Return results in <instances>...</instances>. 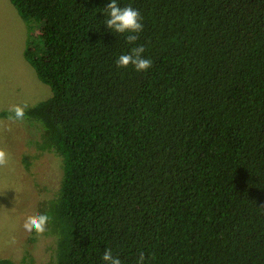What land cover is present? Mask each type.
I'll use <instances>...</instances> for the list:
<instances>
[{
  "label": "trees",
  "instance_id": "1",
  "mask_svg": "<svg viewBox=\"0 0 264 264\" xmlns=\"http://www.w3.org/2000/svg\"><path fill=\"white\" fill-rule=\"evenodd\" d=\"M10 1L53 90L24 117L63 160L42 212L57 264H264V0H117L135 44L105 27L110 0ZM137 45L150 69L118 68Z\"/></svg>",
  "mask_w": 264,
  "mask_h": 264
},
{
  "label": "rangeland",
  "instance_id": "2",
  "mask_svg": "<svg viewBox=\"0 0 264 264\" xmlns=\"http://www.w3.org/2000/svg\"><path fill=\"white\" fill-rule=\"evenodd\" d=\"M40 26L25 21L10 0H0V150L8 156L0 166V259L14 264H57L60 239L50 223L37 235L26 232L23 222L57 199L64 177L62 157L44 144L43 122L15 119L11 111L15 106L26 111L53 96L25 55L31 42L39 48Z\"/></svg>",
  "mask_w": 264,
  "mask_h": 264
},
{
  "label": "clouds",
  "instance_id": "3",
  "mask_svg": "<svg viewBox=\"0 0 264 264\" xmlns=\"http://www.w3.org/2000/svg\"><path fill=\"white\" fill-rule=\"evenodd\" d=\"M105 27L111 32L125 34L126 40L129 44H135L138 40V34L143 30L144 25L142 23L143 17L140 12L130 6L120 7L117 0H110V3L104 8ZM145 48L137 45L130 48L126 54H121L116 60L118 68H127L129 65L133 66L137 72H145L152 66V61L149 58H145L143 53ZM14 113V118L23 120L25 115L24 107L15 106L11 109ZM8 162L7 153L4 150H0V166L6 165ZM50 216L43 213L29 214L26 216L23 222V229L28 233L35 232L37 235H41L46 231L47 225L50 221ZM104 264H122V261L113 255L110 248H105L101 257ZM144 255L141 253L137 264H143Z\"/></svg>",
  "mask_w": 264,
  "mask_h": 264
}]
</instances>
